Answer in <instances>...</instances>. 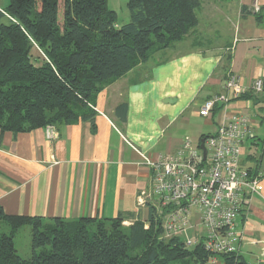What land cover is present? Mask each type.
I'll return each instance as SVG.
<instances>
[{
    "label": "crops",
    "instance_id": "0c3cea01",
    "mask_svg": "<svg viewBox=\"0 0 264 264\" xmlns=\"http://www.w3.org/2000/svg\"><path fill=\"white\" fill-rule=\"evenodd\" d=\"M9 4L0 0V13ZM197 18L181 42L154 51L94 97V123L80 118L50 126L53 138L49 126L0 129V207L6 215L38 217L45 225L55 218L121 217L126 227L140 221L149 228L151 208L159 217L162 209L147 198L139 204L152 192L153 171L145 158L174 154L187 138L200 149L232 115L244 114L252 138L243 146L241 167L262 179L261 194L238 218V255L245 264H264V91L253 90L257 80L264 81V0H202ZM229 74L245 92L202 117L204 102L224 93ZM123 104L125 122L116 113ZM187 234L196 246L207 235L196 211ZM206 264L225 263L215 257Z\"/></svg>",
    "mask_w": 264,
    "mask_h": 264
},
{
    "label": "trees",
    "instance_id": "16d2710c",
    "mask_svg": "<svg viewBox=\"0 0 264 264\" xmlns=\"http://www.w3.org/2000/svg\"><path fill=\"white\" fill-rule=\"evenodd\" d=\"M202 0H128L130 21L119 25L108 0H10L0 13V129L14 133L78 121L94 123L91 103L105 87L181 42L198 25ZM244 11L247 9L244 8ZM38 50L41 55H35ZM128 106L116 110L126 121ZM205 140V138H204ZM171 208L167 209L168 212ZM0 264H245L238 254L214 256L202 243L164 238L151 208L145 223L123 219L8 216L0 207ZM32 227V252L22 258L15 236Z\"/></svg>",
    "mask_w": 264,
    "mask_h": 264
},
{
    "label": "built area",
    "instance_id": "2783aa9c",
    "mask_svg": "<svg viewBox=\"0 0 264 264\" xmlns=\"http://www.w3.org/2000/svg\"><path fill=\"white\" fill-rule=\"evenodd\" d=\"M224 90L204 102L200 110L202 117H209L218 105L227 106L245 92L234 74L228 75ZM253 90L262 93L264 81L257 80ZM54 135V129L49 126L47 136L53 138ZM251 138L249 116L232 115L216 134L204 140L208 152L206 159L189 138L174 154L163 155L157 161L145 158L153 171L152 192L140 197L139 204H145L147 198L162 209L164 238H184L188 247L195 246V239L188 238L187 233L196 211L202 227L207 230L202 245L208 254L239 253L243 231L238 218L261 194L262 175H252L241 167L243 146Z\"/></svg>",
    "mask_w": 264,
    "mask_h": 264
},
{
    "label": "rangeland",
    "instance_id": "374dc122",
    "mask_svg": "<svg viewBox=\"0 0 264 264\" xmlns=\"http://www.w3.org/2000/svg\"><path fill=\"white\" fill-rule=\"evenodd\" d=\"M127 3L128 0H108V7L110 10H113L116 13L119 25H124L130 21ZM35 53L42 56V53H39L38 50H35ZM4 229L8 231V227L4 225L1 227V232H4ZM14 241L16 249L22 258L29 259L32 257L33 252L31 226L23 227L16 235Z\"/></svg>",
    "mask_w": 264,
    "mask_h": 264
},
{
    "label": "water",
    "instance_id": "95a60500",
    "mask_svg": "<svg viewBox=\"0 0 264 264\" xmlns=\"http://www.w3.org/2000/svg\"><path fill=\"white\" fill-rule=\"evenodd\" d=\"M200 150L203 152L204 158L206 159L208 152H207V149L205 147V142L204 141H202L201 144H200ZM194 248H196V245L193 246V249Z\"/></svg>",
    "mask_w": 264,
    "mask_h": 264
}]
</instances>
